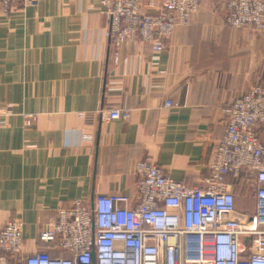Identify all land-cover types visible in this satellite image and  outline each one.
I'll return each mask as SVG.
<instances>
[{"label": "crops", "instance_id": "0c3cea01", "mask_svg": "<svg viewBox=\"0 0 264 264\" xmlns=\"http://www.w3.org/2000/svg\"><path fill=\"white\" fill-rule=\"evenodd\" d=\"M100 2L0 6V229L22 223L24 255L45 249L37 236L58 207L132 196L139 161L204 187L224 110L264 85V31L227 26L222 4L201 0L162 51L133 38L115 62ZM111 109L131 116L103 120ZM235 194L238 212L254 211Z\"/></svg>", "mask_w": 264, "mask_h": 264}, {"label": "built area", "instance_id": "2783aa9c", "mask_svg": "<svg viewBox=\"0 0 264 264\" xmlns=\"http://www.w3.org/2000/svg\"><path fill=\"white\" fill-rule=\"evenodd\" d=\"M36 7L39 0H22ZM222 4L224 22L264 31L263 0H209ZM13 0H0L4 14ZM201 0H101L104 37L116 62L133 38L162 51L187 26ZM170 103H167L169 106ZM8 109V108H7ZM6 109V110H7ZM226 126L213 150L204 187L173 181L147 158L135 165L132 196L97 195L91 202L58 207L37 236L44 250L24 255L22 223L0 229V264H264V85H255L224 110ZM129 110L101 113L105 121L128 120ZM29 127L38 120L25 115ZM250 179L255 208H235V187ZM57 252L58 254H53Z\"/></svg>", "mask_w": 264, "mask_h": 264}, {"label": "rangeland", "instance_id": "374dc122", "mask_svg": "<svg viewBox=\"0 0 264 264\" xmlns=\"http://www.w3.org/2000/svg\"><path fill=\"white\" fill-rule=\"evenodd\" d=\"M235 191L240 193V199H242L246 204L247 200H250V198L252 199L253 195V190L250 185V179L247 178L245 175H242L240 180L237 182ZM246 209L250 213L252 211V205L249 203Z\"/></svg>", "mask_w": 264, "mask_h": 264}, {"label": "trees", "instance_id": "16d2710c", "mask_svg": "<svg viewBox=\"0 0 264 264\" xmlns=\"http://www.w3.org/2000/svg\"><path fill=\"white\" fill-rule=\"evenodd\" d=\"M235 208H236V210H237V207H236V199H235ZM247 213H249V212L247 211ZM250 213H252V212H250Z\"/></svg>", "mask_w": 264, "mask_h": 264}]
</instances>
